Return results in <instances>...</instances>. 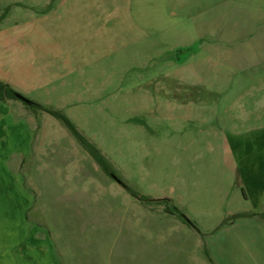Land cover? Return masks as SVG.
I'll return each mask as SVG.
<instances>
[{"label":"rangeland","instance_id":"1","mask_svg":"<svg viewBox=\"0 0 264 264\" xmlns=\"http://www.w3.org/2000/svg\"><path fill=\"white\" fill-rule=\"evenodd\" d=\"M77 2L0 0V77L8 75L21 83L9 85L15 92L69 118L113 168L105 173L59 117L14 100L34 116L48 167L35 169L34 162L12 171L25 190L59 198L51 229L42 217L31 218L52 230L55 263L129 264L133 244L150 240L198 241L204 263L196 264H264V218L222 228L220 217L200 215L193 200L202 192L200 180L210 176L200 157L211 155L215 141L222 145L228 131L264 128V0H181L185 8L176 12L187 21L186 32L172 20L170 40L105 42L67 33L74 20L67 4ZM161 4L145 16H165ZM211 17L215 34L200 42L197 21L209 27ZM179 42L190 45L181 50L184 65L169 67L174 53L167 50ZM218 168L226 170L223 162ZM123 183L140 197L169 199L200 232L165 204L146 206ZM82 194L87 199L78 201ZM154 250L156 264H177L179 250Z\"/></svg>","mask_w":264,"mask_h":264},{"label":"crops","instance_id":"2","mask_svg":"<svg viewBox=\"0 0 264 264\" xmlns=\"http://www.w3.org/2000/svg\"><path fill=\"white\" fill-rule=\"evenodd\" d=\"M77 1V3L67 4L68 10H74V20L70 17L73 21L68 25L67 33L75 40H88L90 35H94L102 42L108 39L117 41L125 36H131L134 40H144L145 37L150 41L170 40L171 30L168 26L172 20L178 27L183 26L182 32L187 30V21L178 18L176 12L179 8L180 10L185 8L181 6V0H176L174 4H172L173 0ZM159 1L162 2L161 13L165 16H145L147 14L145 10L155 8L154 3L159 4ZM78 20L82 24L78 23ZM209 22L211 25L207 27L208 23L202 24L197 21V26H200L201 30V32L198 30L200 42L206 39L204 36L215 34L216 30H213V25H217L215 18L211 17ZM180 31L181 29H178L177 36L174 37H179ZM150 46L155 45L150 44ZM189 47L190 45L179 42L173 48H169L167 51L174 53V59L171 57L167 59L169 67L183 66L181 50ZM163 54L165 55V52ZM20 69L22 74V68ZM14 78L22 79V75ZM0 83H6L14 88H19L21 85L8 78V75L0 77ZM14 100L19 99L10 98L0 101V264H57L53 257L50 235H53L52 230H48V233L41 227V220L35 223L31 218L33 216L42 217L51 229L50 225L53 224V218L58 211L59 198L49 190L42 191L41 194H32L25 190L22 188L21 174L12 171V169L22 171L25 167L29 168L28 163L34 162L36 163L33 165L35 169L48 167L47 162L44 161L47 160L43 154L44 146L37 143L38 130L34 116L29 112V108H24ZM28 106L33 110L31 105ZM216 133H218L217 130L213 134ZM215 142L218 146L212 149L211 155L208 158L200 157L205 160V163H202L205 169L204 167L200 169L203 172L206 170L210 175L200 180L202 192L193 198L196 208L201 211L200 215L220 217L222 221L219 227L226 228L234 226L238 220L250 219H236L223 227L224 220L236 215L264 214V128L253 129L241 134L228 131L223 137L222 145H219L218 139ZM221 152L224 154L222 157L218 155ZM33 157L35 160L32 159ZM220 162H223L225 171L218 168ZM82 195L84 197L78 201H84L83 198L87 199V195ZM74 200L77 199L74 198ZM147 217L151 218L149 215ZM156 223L154 222L150 228L154 233L157 229ZM195 223L198 228V222L195 221ZM168 228L166 232L171 230V226L168 225ZM178 228L184 229L180 226L176 229ZM198 231L200 232L199 228ZM192 242L177 241V243L155 244L154 241L146 240L139 246L133 244L130 248L133 258L129 264H156L154 248L160 247L164 254L170 246L179 250L180 255L176 258L177 264H186L187 256L189 260H192V264H196L194 260L204 263L200 253V243ZM140 246L143 248L141 253ZM145 252L147 257L144 255ZM123 263L128 264V262ZM158 264H170V259L166 262L164 259L162 262L159 260Z\"/></svg>","mask_w":264,"mask_h":264},{"label":"trees","instance_id":"3","mask_svg":"<svg viewBox=\"0 0 264 264\" xmlns=\"http://www.w3.org/2000/svg\"><path fill=\"white\" fill-rule=\"evenodd\" d=\"M15 91L10 88V86L0 83V101L6 100V99H18L15 96ZM31 107L41 109L45 112H47L50 115H53L55 117H59L65 125L69 128V130L72 132L73 136L76 138V140L80 143V145L94 158V160L99 164V166L102 168V170L107 173L111 174L113 173V168L109 160L94 146L91 142H89L85 137H83L79 131L77 130L76 126L73 124V122L67 118L65 115H63L60 111L53 110L51 108H47L45 106L32 103ZM123 186L126 187L127 192L130 193L132 196L139 198L140 196L138 193L131 189L129 186L123 183ZM139 196V197H138ZM140 200L144 201L146 203V206L151 207L152 205H164L166 206L167 212L177 213L179 217L182 219V221L191 227L198 230L196 223L192 221H188V218L179 210V208L175 207L171 204V201L168 199H152L141 196L139 198ZM254 216H259L261 218H264V214H240L233 217V220L236 219H242V218H251ZM228 223H224V225H227Z\"/></svg>","mask_w":264,"mask_h":264},{"label":"water","instance_id":"4","mask_svg":"<svg viewBox=\"0 0 264 264\" xmlns=\"http://www.w3.org/2000/svg\"><path fill=\"white\" fill-rule=\"evenodd\" d=\"M15 96H16V98H18L19 100L25 102L28 105H32V103H33L32 101L28 100L26 97H24L23 95H21V94H19L17 92L15 93Z\"/></svg>","mask_w":264,"mask_h":264}]
</instances>
